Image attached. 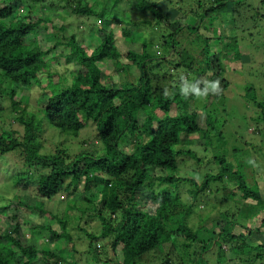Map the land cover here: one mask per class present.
<instances>
[{"label": "trees", "instance_id": "trees-1", "mask_svg": "<svg viewBox=\"0 0 264 264\" xmlns=\"http://www.w3.org/2000/svg\"><path fill=\"white\" fill-rule=\"evenodd\" d=\"M119 1L55 0L56 9L68 7L75 15L92 19L81 42L74 34L64 42L55 29L64 32L66 26L50 16L53 4L0 0V120L6 121L7 96L15 122L23 127V131L0 127V159L19 151L21 166L14 186L24 191L16 205L12 200L0 203V213L10 210L13 220L7 231L0 218V264H264V191L258 188L255 173H250L264 169V70L252 75L260 82L248 80L243 85L244 113L235 107L226 109L223 93L216 99L210 93L204 99L180 92L181 77L209 80L215 69L223 88L229 87L226 63L242 60L243 45L256 35L244 33L264 34V0H205L208 5L202 0H169L179 11L174 20L159 0H127L131 14L107 21L110 8ZM45 6L50 8L46 14L41 11ZM229 9L234 21L242 22L237 24L241 37L221 35L215 27ZM146 28L158 30L161 41L145 37L140 43V36L134 35ZM99 33V43L93 42ZM189 34L194 38L185 46L181 39ZM126 39L132 41L124 54L119 41ZM215 39L222 44L220 56L210 49ZM60 46L72 51L65 64L79 68L71 77L58 74L55 86L52 68L65 54L57 51ZM109 61L120 63L116 73L135 66L138 76L120 83L112 73L102 76L99 66ZM40 73L48 76L44 85L48 98L38 110H31L30 97L23 92L41 87ZM198 101L203 102L201 109L194 107ZM224 112L240 121V129L231 134L234 147L229 155L203 154V158L212 156L208 164L219 160L221 166L218 172L199 171L203 158L181 146L192 144L196 134L203 137L206 150L213 141L225 139L219 127ZM88 121L97 127L100 149L42 151L45 124L77 138ZM183 156L196 159L192 174L179 173L178 160ZM147 187L149 197L143 202L140 191ZM78 189L85 205L73 204L78 218L48 210L50 219L41 225L20 217L21 206L45 210L46 200L58 192L70 196ZM86 213L98 219V231L82 226ZM21 226L48 231L54 245L61 243V250L22 244ZM73 228L79 230L77 236ZM75 237L88 242L86 250L78 252ZM120 244L125 248L122 253ZM105 246L111 247L112 255L103 257Z\"/></svg>", "mask_w": 264, "mask_h": 264}, {"label": "rangeland", "instance_id": "rangeland-1", "mask_svg": "<svg viewBox=\"0 0 264 264\" xmlns=\"http://www.w3.org/2000/svg\"><path fill=\"white\" fill-rule=\"evenodd\" d=\"M159 1H160L161 6L165 8L166 10L165 14L167 15V17L171 20L176 19L177 17L175 16L179 15V11L177 10L176 6L172 5L169 0H159ZM202 1L205 2L207 5L209 4L205 0H202ZM46 4H53L51 6L52 8L50 9L48 6H45L44 9L41 11L44 14H46V11L48 9H50V11L52 10L50 13V16L52 15L54 18L57 17L58 19L56 18V20H58L60 24L62 22V24H65L66 26V31L64 32H61L58 29H55V33H57L58 37H61L62 39H66V40H63L64 42H66L67 39H69L70 36L73 34L76 36V39L79 42H81L88 35L91 26H88L87 24H90L92 19H88L86 16L85 17L77 16L73 14L72 12H70L71 10L68 7L65 8L66 10L56 9V7H54L55 0H46L44 5ZM186 5H187V2L185 3V7ZM34 6L38 7L39 5L38 6L34 5ZM229 10L231 11H228L225 15L222 13L221 15L222 19L221 17L219 18L217 23H215V27L218 29L219 34L221 35L235 36L238 34V31H239L237 29V24L238 26H242V22L241 21L235 22L234 17H233V12H232L233 10L232 9H229ZM132 11H133L132 5H128L127 0L119 1L117 4L114 5V7L110 8V14L107 17L108 18L107 21L114 22L116 18H119V19L122 18L124 20L126 18V15L131 14ZM221 20H225L226 22L221 21ZM249 25L247 24L246 26H249ZM110 26L112 27L113 25H110ZM139 28H142V27H139ZM39 29H42V28L39 27ZM140 30L138 33H136V35H134L135 38L137 35L140 36L139 37L140 43L141 41L144 40L145 37H147L149 40H152L153 42L161 41V34L159 33L158 30H152L150 28H146L141 31ZM169 30H167V32H169ZM206 32L212 35L211 31L206 30ZM250 32H253L256 35L252 39L248 38L245 42L247 43V45L246 44L243 45L242 60L240 59L239 61L228 62L225 65L226 74L229 77L228 80L231 81L229 82V87L227 89L223 88L224 87L223 80L220 77V75H217L219 73L218 69L217 70L215 69V72L214 71L211 72L210 75L212 74L213 75L210 76L208 80V81H215V80L220 81L221 90L218 94L213 95L212 99L214 98L216 99L217 96L223 93L225 94V99H227L228 101V106L226 109L228 108L231 109L235 107L239 110V112H243V113L245 110V105L243 104L244 99L242 96H244L246 92L245 90H243V85L246 84L248 80L251 82H255V81L260 82L258 78L252 75H258V69L264 70V34L262 33L260 34V33L248 30V32L244 33V35L247 36V34H249ZM64 36L66 37L64 38ZM238 36L241 37V35L239 34ZM192 38L194 37L189 34V35L183 36L181 41L185 44V46H190L191 45L190 39ZM100 39H101V33L98 34V36L93 40V42L96 41V43H99ZM131 41L132 40L130 39H126L123 42L119 41V44L121 45L120 47L122 51L124 52V54L127 53L126 48L129 47V44L131 43ZM194 42L196 43L195 40ZM213 42L214 43L210 46V49L214 51V54H217V56H220V52L222 51V44L220 40L218 39H215ZM44 45L46 46V43ZM132 47H135L137 51L139 50V45L133 44ZM195 48L196 49L200 48V45H195ZM69 49L70 48H64L63 46L58 47L57 51L58 52L63 51L65 54H63L64 58L62 57L59 58L60 64L59 65L57 64L58 66L55 65L52 68V71L56 73L55 77H53L55 81V86H58V83H59L57 81V79H59L57 76L58 74L62 73L63 75L71 77V73H73V71L79 68V66L76 64H72V63L65 64L66 63L65 59L66 60L69 59V58L67 59V54L72 52ZM117 67H120L119 62L109 61L106 64H101L99 66V69L103 71L101 73L102 76L104 72L105 73L109 72L115 75L114 81L119 82V83L120 81L125 80L126 77L128 80H133L134 75L138 76L137 68L135 66H131L128 69V71L120 70L119 73H116L115 71ZM39 75H40V80L42 82L41 87L33 86L31 90L23 92V94L30 97L29 109L31 110H38V106L42 103H45L46 99L48 98L47 91H45V88H44V85L48 83V76H46L45 73H40ZM261 89H263V92L261 93V95L264 96V84L261 86ZM211 101L212 100L210 98L207 104H210ZM3 103L8 109L5 108L6 109L5 112H3L4 113L3 118L6 121L0 120V127L4 129L15 128V129H18V130L20 129L21 131H23V127L19 123L15 122L14 116L16 115V113H14L13 111H10V108H9L10 100L8 99L7 96L5 100L3 101ZM195 106L201 109L203 106V102L201 101L195 102L194 107ZM172 114L176 115L175 107H173L172 109ZM219 119L221 122L219 124V127H222L226 135L225 139H222L221 141L220 140L213 141V144L209 146L208 150H206L203 146V143H204L203 137L201 136V134H196L193 136L194 142L192 144L185 143L181 147L184 148L185 150L192 149L194 151H197V154L201 158H203V154L205 153L211 154L212 156L213 154H216V153L229 155L234 147L233 141L231 140V134L233 135L235 132H237V130L240 129L238 126V124H240V121L237 119L236 115L234 114L230 115L229 113H226V112H224V114H220ZM88 122L89 123L80 131L79 136L77 138H75V136L71 132L61 133L58 129L51 127L50 125L47 126L45 124V133L42 135V142L44 145V148L42 149V151L44 152L52 151L53 152L57 150V147L65 148L71 153H76L80 151L81 149H88V148L90 149L93 147H98L100 149L101 147H103V144L102 142L100 141L98 142L96 140V137L98 134L97 127L92 121H88ZM250 130L251 128H249V131ZM83 140H85L87 143L83 144ZM18 154H19V151L12 150L10 153L7 154V156H5L3 159H0V203L7 202V200H12V204L16 205L18 201L21 199L22 194L24 193V191L20 190V187L17 188L16 186H14V183L16 180V177L14 175L17 174V170L20 169V166H21V161H20L21 159L18 156ZM211 155L204 156V158L200 162L201 167H199V171L205 172V171L214 169L218 172V169L221 166V163L219 160L215 162L210 161L209 164L207 163L208 160L213 159L211 158L212 157ZM178 162H179L178 171L181 175L192 174L193 173L192 170L196 167L195 165L196 159L191 158L189 156H183L179 158ZM250 173L251 174L255 173V177L254 175L252 177H254L255 180L257 181L258 188L264 191V169H257L256 171H250ZM147 184L150 185L149 182ZM21 185L23 186L24 184L21 183ZM148 187L143 188L140 191L142 196L144 197L143 202L146 201L149 197L150 187L149 188ZM215 187L220 188L219 183H215ZM80 189H78L75 194H72L70 196L64 195V192H58L51 199H49L48 201L46 200L47 209L45 210H33L32 211L28 209L27 207L21 206L19 210L20 217H27V218L33 219L38 224H41V225L48 223L50 219L49 214L47 212L48 210L58 215H63L64 213L65 214L68 213L72 215L73 218H78L79 216L76 214L78 213V210H74L75 206L73 204L78 202L79 207L82 208L85 206L82 203V201H80L83 195ZM184 189L186 188L184 187L182 188V193H184L185 191ZM222 196H223V192L219 195L220 199L222 198ZM213 201H216L214 195H213ZM223 205L224 204H222V206ZM224 206H227V205H224ZM76 208L77 207H75V209ZM150 211H154V208L150 209ZM9 212L10 210H8V213ZM8 213L6 210H3L0 213V218H2L3 224L7 228V231L13 225V220L11 219ZM89 215L90 213H86V215L84 216V219L82 218L81 224L82 226L87 227L90 230L96 232L100 229V222L98 221L96 217H92L91 215L90 216ZM203 218L204 220H206L207 216L204 215ZM54 223H55V227L59 228L58 222H54ZM252 226H256V224L254 223L252 224ZM20 230H21L20 238L22 239L21 241L22 244L28 245L29 243H32L42 250L52 249L53 251L55 250L56 252H59L61 250V243L57 241V243H55L54 245V243H52V241L50 240L48 231H45L42 229L32 231L26 226L25 227L21 226ZM72 232L75 236H77L79 233V230L77 228L75 229L73 228ZM261 237H264V235ZM75 242H76L75 247H77L78 252H82L83 250H86V248L88 247L87 241L81 242L80 240H78L77 237H75ZM224 247L227 248V245H225ZM117 248H118L119 253H122V250L124 251L125 249L122 246V244H120ZM106 250H107V253L103 255V257H106L107 255L109 256V254L110 255L113 254V250L111 249V247H107ZM156 256L157 254L155 255V257ZM236 262L237 260L235 262L233 261L232 263H236Z\"/></svg>", "mask_w": 264, "mask_h": 264}, {"label": "clouds", "instance_id": "clouds-1", "mask_svg": "<svg viewBox=\"0 0 264 264\" xmlns=\"http://www.w3.org/2000/svg\"><path fill=\"white\" fill-rule=\"evenodd\" d=\"M180 92L185 97L194 95L197 98H206L209 94H218L221 90L220 81H190L184 77H181ZM203 84V87H201Z\"/></svg>", "mask_w": 264, "mask_h": 264}]
</instances>
